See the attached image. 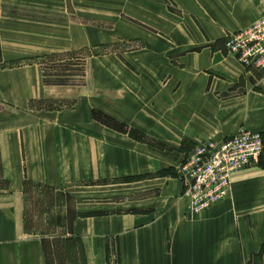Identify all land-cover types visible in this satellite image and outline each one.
I'll return each instance as SVG.
<instances>
[{"label": "crops", "instance_id": "1", "mask_svg": "<svg viewBox=\"0 0 264 264\" xmlns=\"http://www.w3.org/2000/svg\"><path fill=\"white\" fill-rule=\"evenodd\" d=\"M263 16L264 0H0V264H50L52 238L65 264H264V154L199 214L174 174L201 142L264 139V70L225 44ZM126 41L141 42L132 66L102 64L99 97L47 81L45 58ZM133 176H149L146 202L82 201L71 216L79 189ZM26 180L64 204L61 236L28 233Z\"/></svg>", "mask_w": 264, "mask_h": 264}, {"label": "rangeland", "instance_id": "2", "mask_svg": "<svg viewBox=\"0 0 264 264\" xmlns=\"http://www.w3.org/2000/svg\"><path fill=\"white\" fill-rule=\"evenodd\" d=\"M140 44L141 42L139 41H129V42L126 41L122 43L111 42L109 44H102V45L99 44L96 46L88 47V50L83 52L76 51V52L62 54L61 56L45 58L44 62L47 67L46 70L47 81L50 82L52 85H54V87H60L61 89H63L64 85L66 84L73 85L77 88V91H81L83 89L85 90L88 86V97L89 96L99 97L100 90L96 89L94 85V82L100 80L99 67L102 64L105 65L124 64L127 66H132L134 59L132 53L130 52H132L135 49H138V47H140ZM229 52L235 56L234 53H232L231 51ZM85 83L88 84L86 85ZM73 100H74L73 98L52 99V100L44 101L43 104H39L38 107L44 109L64 108L72 105L74 103ZM93 117L99 121H104L105 123H108L110 126L113 127H118L121 129L129 128L127 123L119 122L118 120L114 119L113 116L102 111L99 107L94 108ZM221 142H216V143H221ZM263 144H264V139H263ZM189 156L186 158V160L189 158ZM186 160L183 162L182 167L185 164ZM259 161H256L255 163L252 164H257ZM182 167L180 171H178V173L175 171V175L178 176L180 175L183 178L185 182V193L189 195L187 192L186 181L184 178ZM157 175L158 174L153 176H157ZM148 178L149 176H141V177L133 176V177H126L121 180L93 182L92 185L90 184L88 185V189H79V190L88 191L87 197H84L81 200L78 198L77 200L76 198L70 196L67 202L69 207L72 208V210L70 209L71 216H73V210L76 207V203H81L82 201L83 203L97 202V204H99L100 202L103 203L113 202L114 204L112 205H116V206L119 205L122 207V209H126V210L132 209L134 208V206H138V203L146 202L148 198L151 196L150 193L151 187L148 185L149 182L146 181L148 180ZM141 181H146V182L142 183ZM232 184H233V177L231 181V188H233ZM32 198L28 205V209L31 214L30 216L31 218L29 221L30 223L27 229L28 233L37 234L39 236H42L43 234L52 235V236L53 235L61 236L64 229L60 227L61 226L60 212L62 213L64 212V204H62V207H60L61 204H58L56 202L55 191L51 193V201L49 199L47 192L44 189H37V188L34 189ZM38 199L42 200V202H48V203H44L41 204L40 206H36V201ZM54 240L56 239L52 238V242H54Z\"/></svg>", "mask_w": 264, "mask_h": 264}, {"label": "built area", "instance_id": "3", "mask_svg": "<svg viewBox=\"0 0 264 264\" xmlns=\"http://www.w3.org/2000/svg\"><path fill=\"white\" fill-rule=\"evenodd\" d=\"M225 43L244 66L264 70V16L245 29L230 32ZM263 152L261 134L248 130L221 143H199L182 167L192 213L199 214L230 197L234 173L259 161Z\"/></svg>", "mask_w": 264, "mask_h": 264}, {"label": "trees", "instance_id": "4", "mask_svg": "<svg viewBox=\"0 0 264 264\" xmlns=\"http://www.w3.org/2000/svg\"><path fill=\"white\" fill-rule=\"evenodd\" d=\"M36 188L37 189H44L47 192L50 201H51V193L54 192V190L51 187H49V186L36 185L35 183H33V182L29 181V180H26V182H25V193H26V204H27V208H26L27 229H28V225L30 223L29 222L30 218H31L30 217L31 214H30V211L28 209V205H29V202H30L31 198L33 197V190L36 189ZM44 203H48V202H42V200L38 199L36 201V206H40L41 204H44ZM55 239L56 240H54V242H52L53 249H51V245H50L51 243L50 242L46 241V243H45V248H46V254H47V257H48V261H49L50 264L52 262H54V260H56L58 262V264H65V256H64V252H63V249H62V246H61V239L60 238H55Z\"/></svg>", "mask_w": 264, "mask_h": 264}]
</instances>
